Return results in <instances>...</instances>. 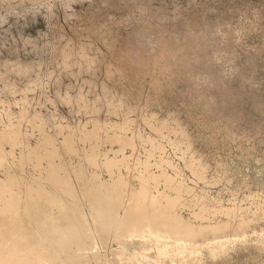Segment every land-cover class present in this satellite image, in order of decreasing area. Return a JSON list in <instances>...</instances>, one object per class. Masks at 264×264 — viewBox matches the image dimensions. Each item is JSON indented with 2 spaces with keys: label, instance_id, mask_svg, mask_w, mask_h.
<instances>
[{
  "label": "rangeland",
  "instance_id": "1",
  "mask_svg": "<svg viewBox=\"0 0 264 264\" xmlns=\"http://www.w3.org/2000/svg\"><path fill=\"white\" fill-rule=\"evenodd\" d=\"M0 141V191L13 174L20 232L42 220L85 235L79 257L51 264H264V0H0ZM98 187L116 200L113 219L93 206ZM158 194L177 196L167 202L182 225L222 230L189 239L164 228ZM0 199L6 234L17 213ZM215 236L229 241L210 250ZM186 238L198 255L148 260Z\"/></svg>",
  "mask_w": 264,
  "mask_h": 264
},
{
  "label": "bare ground",
  "instance_id": "2",
  "mask_svg": "<svg viewBox=\"0 0 264 264\" xmlns=\"http://www.w3.org/2000/svg\"><path fill=\"white\" fill-rule=\"evenodd\" d=\"M38 129V128H37ZM8 131H10V130H8ZM8 131L5 133L6 135H7V137H9V135H8ZM12 131V130H11ZM10 133V132H9ZM15 133V132H14ZM6 135H4V136H6ZM11 135V134H10ZM14 136V135H13ZM15 137V136H14ZM2 138H4V137H2ZM13 141H14V139L13 138H11ZM3 140V139H2ZM12 140H10V141H12ZM19 140V139H18ZM23 140V139H22ZM48 140V139H47ZM46 140V141H47ZM6 141H7V139H6ZM5 141V142H6ZM12 141V142H13ZM0 142H2V141H0ZM17 142V141H16ZM16 142H14V143H16ZM47 142H49V141H47ZM95 142V141H94ZM7 143V142H6ZM11 143V142H10ZM18 143V142H17ZM12 144V143H11ZM16 145V144H15ZM20 145V144H19ZM24 145V144H23ZM47 145V144H46ZM74 145V144H73ZM31 149V148H30ZM33 150V149H32ZM52 150V149H51ZM34 151H36V150H34ZM50 150H48V152H49ZM48 152H47V154H48ZM70 152H71V150H70ZM1 153H2V151L0 152V156H1ZM35 153V152H34ZM45 153V152H44ZM52 153H53V151H52ZM23 155V154H22ZM31 155H33V153L31 154ZM35 155H36V153H35ZM40 155V154H39ZM39 155H37L36 156V158H37V160L36 161H38L40 158V156ZM42 156H44V155H42ZM2 158H3V156H1ZM35 157V156H34ZM1 158V159H2ZM22 158V157H21ZM44 158V157H43ZM4 159H5V157H4ZM35 159V158H34ZM47 159V158H46ZM149 159V158H148ZM12 160V159H11ZM31 160V159H30ZM41 160H43V159H41ZM92 160V159H91ZM2 161V160H1ZM0 161V162H1ZM4 161V160H3ZM21 161H23V160H21ZM40 161V160H39ZM38 161V162H39ZM54 161V160H53ZM32 162V161H31ZM37 162V163H38ZM58 162H59V160H58ZM107 162H109V161H107ZM110 162H111V160H110ZM147 162V161H146ZM4 163V162H3ZM13 163V162H12ZM114 163V162H113ZM119 163V162H118ZM121 163V162H120ZM148 163V162H147ZM146 163V165H148ZM57 164V163H56ZM116 163H114V165H115ZM3 164H1L0 163V166H2ZM36 165V164H35ZM111 165H112V163H111ZM114 165H113V167H114ZM143 166H145L144 164H142ZM14 166V165H13ZM116 166V165H115ZM109 167H111V166H109ZM112 167V168H113ZM146 167V166H145ZM144 167V168H145ZM34 168V167H33ZM116 168V167H115ZM120 168V167H119ZM108 169V168H107ZM147 170V169H146ZM145 170V171H146ZM46 172V171H45ZM112 172V171H111ZM48 173V172H47ZM51 173H53V172H49V174H51ZM114 173V172H113ZM140 173V172H139ZM9 174V173H8ZM7 174V175H8ZM92 174V173H91ZM148 174V173H147ZM6 175V176H7ZM41 175V174H40ZM52 175V174H51ZM111 175V174H110ZM54 176V177H53ZM53 176H51V177H53V180H54V178L55 179H57V175H55V174H53ZM94 176V175H93ZM152 176V175H151ZM163 178H164V176H166L165 175V173H164V176H163V174L161 175ZM11 177V176H10ZM50 177V178H51ZM82 177V176H81ZM91 177V176H90ZM98 177V176H97ZM145 176H143V178L142 179H147V178H144ZM146 177H148V176H146ZM170 177V176H169ZM168 177V175H167V180H168V184L170 185V183H171V181L169 182V180H172V178L171 179H168L169 178ZM50 178H49V180H50ZM99 178V177H98ZM120 178V177H119ZM154 177H152V179H153ZM7 179L8 180H6V184L4 185V186H2L3 188H4V192L2 193V191H0L3 195L0 197V198H2V203L4 202V205L2 204V211H3V208H5L6 210H8V211H10L9 213V215L11 216L12 214H11V212L12 213H17V219H16V217L14 216V218L11 216V218H12V220H11V218L10 217H7L8 216V214H7V216L5 217L6 219H10L9 220V222H8V220H6L5 219V221H7V223H11L10 224V226L12 225V222L13 223H17V227L19 226V229L16 227H12L11 228V232L9 231L8 233H7V231L5 232L6 234H3V233H0V264H42L43 262H45V264H51V261L52 262H57V261H59V260H62L63 261V259H66V258H68V260H69V258H73V259H76L75 257H77L80 253H82V252H80L79 253V250H78V255H76L74 252H73V248H74V245H76V247H77V249L78 248H80V244H83L82 243V237L84 236L85 237V235L83 234H81V233H83V231L85 230H83V231H79V232H81L80 234H81V236L78 234V230H80V229H77V230H75L76 232H77V234L75 235V234H72L73 236H71V235H69V233H67V231H64V232H59L60 234H57V233H54V230H53V232L51 231L52 230V228H55L56 229V227H58V225H54V227L52 226V228L50 229V226L48 227H46V225L47 224H45L44 225V223H46V221H40L39 220V222H37L36 224H38V227L39 228H37V227H35V231H36V233L38 234V237H36L35 235H34V230H32L33 228H31V230L33 231L32 232V234L31 233H29V234H25V233H23V232H20L21 231V229H23L22 231H25L24 230V228L23 227H20V226H23L24 224L22 223V221H21V219L19 218V210H20V200H21V196L20 197H17L18 196V193L15 195H13V189H12V187L13 186H16L15 184H16V182H15V184L13 185V181H14V178H13V174H12V178H8L7 177ZM13 179V180H12ZM95 180H96V178H94ZM116 179V178H115ZM115 179H114V181H115ZM142 179H140V180H142ZM152 179H150V180H152ZM154 179H157L156 178V176H155V178ZM166 179V178H165ZM58 180V179H57ZM89 180V179H88ZM98 180H100V179H98ZM167 180H165V181H167ZM1 182H0V184L1 185H3L2 183H4V181H3V179L2 180H0ZM3 181V182H2ZM92 181H94V180H92ZM146 181H148V180H146ZM145 181V183L147 184V182ZM159 181V180H158ZM157 181V182H158ZM50 182V181H49ZM53 182V181H52ZM57 182V181H56ZM107 182V181H106ZM117 181H115L114 183L113 182H111L112 184H115ZM156 182V181H155ZM156 182V183H157ZM25 183V182H24ZM41 183V182H40ZM55 183V182H54ZM87 183H88V181H87ZM117 183H120V181H118ZM116 183V184H117ZM143 183H144V180H143ZM165 183V182H164ZM166 183V184H167ZM17 184H18V182H17ZM63 184V183H62ZM111 184V185H112ZM145 184V185H146ZM165 184V185H166ZM13 185V186H12ZM20 185V184H19ZM18 185V186H19ZM42 185V184H41ZM86 185V184H85ZM84 185V186H85ZM90 185V184H89ZM104 185V184H103ZM103 185H102V187H103ZM111 185H109L110 187H112ZM118 185H121V184H118ZM164 185V184H163ZM63 186H64V184H63ZM100 186H101V184H100ZM25 187V186H24ZM89 187H93V186H89ZM108 186L106 185V188H107ZM113 187H116L115 185L113 186ZM113 187H112V189H113ZM118 187H120V186H118ZM122 187V186H121ZM120 187V188H121ZM0 188H1V186H0ZM15 188V187H14ZM94 188V187H93ZM105 188V189H106ZM109 188V187H108ZM168 188V187H167ZM175 188V187H174ZM17 189V188H16ZM36 189V188H35ZM50 189V188H49ZM83 189H84V187H83ZM98 189H100V190H97V188L94 190V189H91V190H93V193H91V197H95V199L93 198V200H95L94 201V203L95 204H93V206H95V208H97V210H98V208H99V210H101L103 213H105L104 214V216L105 215H110V217H111V219H113V214L116 212L115 210L117 209L118 210V208H116V204H115V201H113V199H112V201L113 202H111V200H108V199H106L105 197V195L106 194H101L100 193V191H101V187L99 188L98 187ZM111 189V188H110ZM1 190V189H0ZM38 190V189H37ZM40 190V189H39ZM38 190V191H39ZM42 190V189H41ZM44 190V189H43ZM67 190V189H66ZM88 190V189H87ZM144 189H142V191H143ZM18 191V190H17ZM16 191V192H17ZM19 191H21V190H19ZM37 191V192H38ZM71 191V190H70ZM70 191L68 192V193H70ZM106 191V190H105ZM104 191V192H105ZM112 190H110V192H111ZM29 192H30V190H29ZM42 191H39V194L41 193ZM66 192V191H65ZM86 192V191H85ZM88 192H89V190H88ZM106 192H109V191H106ZM115 192V191H114ZM113 191L111 192L112 194V198H114L113 196H114V194L115 195H117L118 194V197L120 196H122L123 195V193H122V195H121V193L119 194V192H122L121 190L120 191H118L117 190V192L116 193H114ZM144 192H146V190L144 191ZM6 193H10L11 195H8V196H10V197H8V196H6ZM15 193V192H14ZM44 193V192H43ZM48 193V192H47ZM90 193V192H89ZM89 193H87V194H89ZM102 193H103V191H102ZM162 193V192H161ZM46 194V193H45ZM55 194V193H54ZM108 194V193H107ZM110 194V193H109ZM109 194L107 195L108 197H109ZM141 194V193H140ZM143 194V193H142ZM142 194H141V197H144V195L142 196ZM163 194V193H162ZM162 194H158V198L159 197H161V195ZM19 195H21L20 193H19ZM94 195V196H93ZM110 195V196H111ZM151 195V194H150ZM180 195V194H179ZM178 195V199H180V197L181 196H179ZM30 196V195H29ZM43 196V195H42ZM46 196V195H45ZM72 196V195H71ZM153 196V195H152ZM157 196V195H156ZM164 196V195H163ZM162 196V197H163ZM167 196V195H166ZM24 198H25V196H23ZM37 197V196H36ZM40 197H41V195H40ZM44 197V196H43ZM87 197H88V195H87ZM91 197H88V198H91ZM107 197V198H108ZM155 197V196H154ZM161 197V198H162ZM165 197V196H164ZM164 197H163V199H164ZM168 198H166L165 197V200L166 201H164V202H167V200H168V202H169V200L171 201L172 199L174 200V198L175 197H177V196H175V197H173V198H169V196H167ZM51 198V197H50ZM157 198V197H156ZM156 198H154L155 200H157ZM48 199V198H47ZM92 199V198H91ZM109 199H111V198H109ZM117 199H119V198H117ZM160 199V198H159ZM162 199V200H163ZM1 200V199H0ZM29 200V199H28ZM89 200V199H88ZM122 200V199H121ZM137 200H142V199H137ZM136 200V201H137ZM161 200V199H160ZM173 200H172V204H173ZM176 200V199H175ZM175 200H174V204H176L175 203ZM92 201V200H91ZM91 201H89L90 203H92ZM136 201H135V203H136ZM142 201H144V200H142ZM142 201H140V203L142 202ZM152 201V200H151ZM151 201H149L150 203H149V205L151 204ZM159 201V200H158ZM24 202H25V200H24ZM23 202V203H24ZM31 202V201H30ZM56 202V201H55ZM58 202V201H57ZM119 201L117 200V203H118ZM156 202V201H155ZM161 202V201H160ZM160 202H157V204L158 203H160ZM168 202H167V204H168ZM177 202V201H176ZM179 203H180V201H178ZM177 202V203H178ZM0 203H1V201H0ZM120 203V202H119ZM139 203V205H142L143 204V202L140 204ZM152 203H154V202H152ZM59 204V203H58ZM72 204V203H71ZM122 204V203H121ZM138 204V203H137ZM155 205L154 206H156V203H154ZM169 204H170V202H169ZM169 204L167 205L168 206V208H165V207H161V206H159V205H162V204H159L158 206L160 207H158L157 208V206H156V208H154V209H157L155 212H154V214H153V212H151V216H152V219H153V215H154V217H155V214H156V217L154 218V220L155 219H157V220H155V222H157L158 224H161V226H163L164 228H166V229H169L170 231H172V232H175V233H182V235L184 234V235H186L188 238L189 237H192V236H194V237H196V235H199V234H204V233H207V232H209V231H214L215 232V230L217 231V230H219L218 228H220L221 229V227H218V225H205V226H201V227H198V228H193V227H190V226H185V225H182L181 223H182V218L180 217V215L179 214H177L176 212H175V210H174V208H172V207H170V206H175V208L177 207V205L178 204H176V205H172V204H170V206H169ZM35 205V204H34ZM65 205V204H64ZM118 205H120V204H118ZM127 205V204H126ZM131 205V204H130ZM133 206H131V207H129L128 206V208H126V211H128V214L130 215V216H133L134 218H136V219H138V220H140V219H144L145 217H146V214H147V212H146V210H144L145 208H146V206H144L145 208L144 209H141V208H139V205H138V207L135 205V204H132ZM164 205H166V204H164ZM5 206V207H4ZM59 207H60V205H58ZM72 206H74V205H72ZM80 206V205H79ZM91 206V205H90ZM92 206V207H93ZM150 206H153V205H150ZM163 206V205H162ZM91 207V208H92ZM122 207V206H121ZM143 207V206H142ZM58 208V207H57ZM72 208V207H71ZM76 208H78V207H76ZM116 208V209H115ZM149 209H150V207H148ZM1 209V208H0ZM28 209V208H27ZM73 209V208H72ZM75 209V208H74ZM93 209H94V207H93ZM148 209V210H149ZM151 209H153V207L151 208ZM29 210V209H28ZM39 210V209H38ZM50 210V209H49ZM57 210V209H56ZM69 210V209H68ZM71 210V209H70ZM96 210V211H97ZM1 211V210H0ZM7 211V212H8ZM30 212H31V210H29ZM67 211V210H66ZM78 210L76 209V212H77ZM83 211V210H82ZM6 212V213H7ZM24 212H25V210H24ZM28 212V211H27ZM29 212V213H30ZM37 212V211H36ZM61 212H63V210L61 211ZM61 212H60V215H61ZM100 212V211H99ZM149 212V211H148ZM5 213V212H4ZM68 213V212H67ZM98 213V212H97ZM39 214V213H38ZM71 214H72V212H71ZM80 214V213H79ZM83 214V213H82ZM81 214V215H82ZM153 214V215H152ZM0 215H2V214H0ZM6 215V214H5ZM30 215V214H29ZM56 215V214H55ZM58 215V214H57ZM74 215H77L76 213L74 214ZM96 215H98V214H96ZM158 215V216H157ZM23 216V215H22ZM35 216V215H34ZM37 216V215H36ZM43 216V215H42ZM49 216V215H48ZM59 216V215H58ZM63 216V215H62ZM61 216V217H62ZM70 216V215H69ZM68 216V217H69ZM80 216V215H79ZM82 216H84V214L82 215ZM82 216H80V217H82ZM99 216V215H98ZM100 216H101V214H100ZM33 217V216H32ZM40 217V216H39ZM66 217H67V214H66ZM67 217V218H68ZM71 217V216H70ZM86 217V216H85ZM128 218H129V216H127ZM159 217V218H158ZM65 218V217H64ZM78 218V217H77ZM83 218V217H82ZM2 219H3V217H2ZM2 219H0V221L2 220ZM14 219V220H13ZM35 219H36V217H35ZM45 219V218H44ZM59 219H60V217H59ZM69 219V218H68ZM68 219H66V220H63V221H67ZM74 219H76V218H74ZM74 219H69L70 221L71 220H73L74 221ZM85 219V218H84ZM83 219V220H84ZM102 219H104L103 217H102ZM101 219V220H102ZM106 219V218H105ZM111 219H109V220H111ZM32 220V219H31ZM58 220V219H57ZM108 220V221H109ZM34 221V220H33ZM56 221V220H55ZM60 221V220H59ZM73 221H71V222H68V224L65 226V224L63 225V228H69V229H72V227L75 229V227L73 226V223H74V225L76 224L75 222H73ZM79 221V220H78ZM105 221V220H104ZM103 221V222H104ZM107 221V220H106ZM3 222V228L4 229H6V227H5V223L6 222H4V220L2 221ZM50 222V220H48V223ZM53 222V221H52ZM76 222H77V220H76ZM86 222V221H85ZM99 222V221H98ZM181 222V223H180ZM1 223V222H0ZM15 223V224H16ZM54 223H59V222H54ZM53 223V224H54ZM61 223V222H60ZM65 223V222H64ZM67 223V222H66ZM82 223V222H81ZM102 223V222H101ZM105 223V222H104ZM110 223V222H109ZM109 223L107 224L108 226H109ZM8 224V225H9ZM36 224H34V226L36 225ZM50 224H52L51 222H50ZM62 224V223H61ZM78 224V223H77ZM76 224V225H77ZM80 224V223H79ZM83 224V223H82ZM106 224V223H105ZM104 224V225H105ZM0 225H2V223L0 224ZM49 225V224H48ZM84 225V224H83ZM87 225H88V223H87ZM7 226V225H6ZM15 226V225H14ZM65 226V227H64ZM9 227V226H8ZM28 227V226H27ZM26 227V228H27ZM60 227V226H59ZM58 227V228H59ZM2 228V229H3ZM21 228V229H20ZM76 228H79V226L77 225L76 226ZM82 228H83V226H82ZM85 228V227H84ZM223 228V227H222ZM225 228V227H224ZM0 229H1V226H0ZM4 229H3V231H4ZM18 229V230H17ZM28 229L30 230V228L28 227ZM28 229H26V232H30ZM50 229V230H49ZM62 229V228H61ZM136 228L134 227V228H132L131 229V231H130V233L131 234H133V235H138V232H136V231H139V229H137V230H135ZM150 229H151V231H150V233L149 234H151V237H157V236H161V235H163V234H161L162 233V230H164L165 232H166V230L165 229H161L160 228V234L157 232H153L154 230L155 231H157L156 230V228H152V227H150ZM159 229V228H158ZM28 230V231H27ZM66 230V229H65ZM222 230V229H221ZM60 231V230H59ZM73 231V230H72ZM75 231L73 232V233H75ZM141 231V230H140ZM139 231V232H140ZM146 231H149V229L147 230L146 229ZM56 232V231H55ZM69 232V231H68ZM71 232V231H70ZM136 232V233H135ZM143 232V231H142ZM140 233V234H143V233ZM35 233V234H36ZM87 233V232H86ZM85 233V234H86ZM89 233V232H88ZM135 233V234H134ZM31 234V235H30ZM77 235H79V236H77ZM86 235H88V234H86ZM153 235V236H152ZM177 235H179V234H177ZM181 235V236H182ZM89 236V235H88ZM185 236V237H186ZM89 238V237H88ZM179 238H183V237H179ZM189 239H193V238H189ZM229 241V238H227L226 236H215V237H213L211 240L209 239V240H207V241H204V242H206V244H207V247L210 249V250H212V246L213 245H215V244H225L226 242H228ZM81 242V243H80ZM175 244H177V245H175V246H177V248H172V246H171V244L172 243H169V242H166V243H161V244H157L158 246H157V253H156V255H154L155 257H151L150 259H148V260H151L152 262H155V263H158L160 260H161V258L162 257H165V256H170V255H173V256H179V255H185V254H199L200 252H201V249L202 248H199L200 246V243L198 242V240H187V238L186 239H184L183 240V242H179L178 240H176V242H174ZM189 245H191V248L188 250V246ZM146 247V246H145ZM94 248V247H93ZM92 248V249H93ZM75 249V248H74ZM83 249V248H82ZM85 249V248H84ZM72 250V251H71ZM44 253V254H46V257L45 258H47V259H43V258H41L40 260L39 259H36L37 257H38V255H39V253ZM77 252V251H76ZM37 254V255H36ZM36 255V256H35ZM84 255V254H83ZM134 257H139V256H141L140 255V253L138 252V251H136V253L133 255ZM79 257V256H78ZM81 257V256H80ZM147 257V256H146ZM84 258V257H83ZM148 258V257H147ZM78 259V258H77ZM38 260V263L36 262ZM71 260V259H70ZM84 260V259H83ZM75 261V260H74ZM73 261V262H74ZM60 262V261H59ZM72 262V261H71Z\"/></svg>",
  "mask_w": 264,
  "mask_h": 264
}]
</instances>
